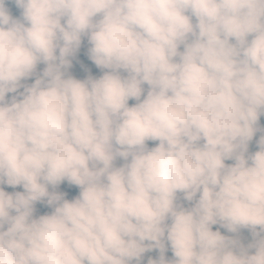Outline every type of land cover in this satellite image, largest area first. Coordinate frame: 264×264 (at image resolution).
<instances>
[{"label":"clouds","instance_id":"obj_1","mask_svg":"<svg viewBox=\"0 0 264 264\" xmlns=\"http://www.w3.org/2000/svg\"><path fill=\"white\" fill-rule=\"evenodd\" d=\"M8 2L0 264H264V0Z\"/></svg>","mask_w":264,"mask_h":264},{"label":"rangeland","instance_id":"obj_2","mask_svg":"<svg viewBox=\"0 0 264 264\" xmlns=\"http://www.w3.org/2000/svg\"><path fill=\"white\" fill-rule=\"evenodd\" d=\"M6 8L9 9L11 15L14 18H19L20 17V10L13 4H7L5 5ZM87 48H88V44H87V40L86 38L83 39L82 41V45L80 50L78 51V53L76 54L75 58H73L72 60V67L69 69V74L73 75L75 78L77 79H85L87 78L88 75H92L94 77H99L102 74V71L98 68H96V66L88 59V55H87ZM43 65H39L37 71H42L43 69ZM33 81L30 79L28 81H24L22 83H27L30 84ZM147 86H145L146 88ZM23 89H20L19 91H22ZM13 94H6V99H10L11 96ZM262 117L264 118V115H262ZM119 163V161H118ZM4 187V190L12 193V192H16V191H23V189L21 187H16V188H10L6 185L2 186ZM51 191V189H50ZM56 191L58 192H64L66 193V198L67 199H72L71 196V192H72V186H69L67 184V182H63L57 189ZM135 262H133L134 264Z\"/></svg>","mask_w":264,"mask_h":264},{"label":"trees","instance_id":"obj_3","mask_svg":"<svg viewBox=\"0 0 264 264\" xmlns=\"http://www.w3.org/2000/svg\"><path fill=\"white\" fill-rule=\"evenodd\" d=\"M11 2H8V0H6V5L7 4H10ZM135 103L134 101H129V104H133ZM258 127L264 129V118L261 116L259 121H258ZM261 134H264V133H261V132H257L256 135L254 136L253 140L250 142L249 144V152H254L257 150L256 148V140L259 139V136ZM149 147H152L154 146V143L153 142H149L148 144ZM226 163H231V161H226ZM79 193V189L76 188L75 186H72V192H71V196L72 198H74L75 196H77ZM182 203H185V206H188L186 204V202H183L181 201ZM51 212V208H49L47 205H46V202H38L36 205H35V212H34V216H39V215H43V214H47V213H50ZM219 229L221 234L223 235H232L230 233H227L225 229L223 228H219V225H215L213 226V230H217ZM240 239H241V242L244 243V244H247L249 242H251V233L248 231V230H241L240 232ZM159 255L158 251L156 250H153L152 252H148V253H145L144 254V257L142 258V262L141 264H147V261L149 258H157ZM165 257L167 259H171V251H167L165 253ZM135 264V263H134Z\"/></svg>","mask_w":264,"mask_h":264}]
</instances>
